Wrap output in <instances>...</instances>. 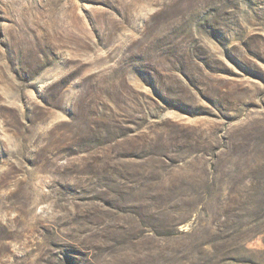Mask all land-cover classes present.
<instances>
[{
    "label": "rangeland",
    "instance_id": "1",
    "mask_svg": "<svg viewBox=\"0 0 264 264\" xmlns=\"http://www.w3.org/2000/svg\"><path fill=\"white\" fill-rule=\"evenodd\" d=\"M0 264H264V0H0Z\"/></svg>",
    "mask_w": 264,
    "mask_h": 264
}]
</instances>
